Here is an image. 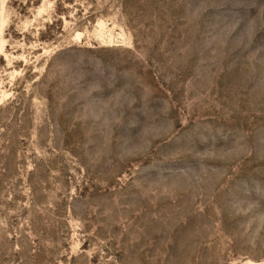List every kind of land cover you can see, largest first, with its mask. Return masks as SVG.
Instances as JSON below:
<instances>
[{
    "label": "rangeland",
    "instance_id": "374dc122",
    "mask_svg": "<svg viewBox=\"0 0 264 264\" xmlns=\"http://www.w3.org/2000/svg\"><path fill=\"white\" fill-rule=\"evenodd\" d=\"M0 264H264V0H0Z\"/></svg>",
    "mask_w": 264,
    "mask_h": 264
},
{
    "label": "trees",
    "instance_id": "16d2710c",
    "mask_svg": "<svg viewBox=\"0 0 264 264\" xmlns=\"http://www.w3.org/2000/svg\"><path fill=\"white\" fill-rule=\"evenodd\" d=\"M84 51H87V52H98V51H101V49H85Z\"/></svg>",
    "mask_w": 264,
    "mask_h": 264
}]
</instances>
